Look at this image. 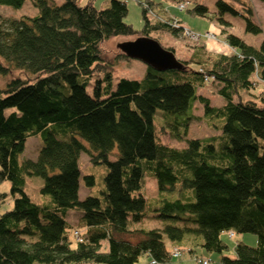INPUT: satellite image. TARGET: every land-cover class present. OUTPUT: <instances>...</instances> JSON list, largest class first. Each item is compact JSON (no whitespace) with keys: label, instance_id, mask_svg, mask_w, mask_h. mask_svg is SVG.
Returning a JSON list of instances; mask_svg holds the SVG:
<instances>
[{"label":"trees","instance_id":"1","mask_svg":"<svg viewBox=\"0 0 264 264\" xmlns=\"http://www.w3.org/2000/svg\"><path fill=\"white\" fill-rule=\"evenodd\" d=\"M25 1L36 13L0 18V74L8 77L0 86V181L9 180L17 194L12 207L0 213V264H135L144 253L169 263L164 236L180 248L177 243L184 242L189 252L198 244L222 253L223 231L250 232L256 241L237 240L232 255L221 254L220 264H264V35L255 46L222 28L229 53L193 51L179 60L180 68L147 65L143 78L120 77L111 88L104 40L176 33L181 21L151 22L146 9L152 0L140 1L139 30L124 20L126 0H108L100 8L92 0H0V7L18 8ZM215 6L217 14L212 13L223 27L229 24L223 14L230 13L243 17L247 31H261L247 0H215ZM185 10L201 17L209 13L196 0ZM98 73L103 77L96 78L91 95L85 83ZM209 82L218 84L224 103L213 105L195 92L196 85ZM260 84L257 100L241 98L240 92ZM194 100L214 126L213 118L219 120L218 133L186 138L181 146L156 141L155 109L184 115ZM33 135L40 139L36 158L21 159ZM84 142L92 150L90 160L107 169L99 195L80 198L77 159L87 149ZM26 174L42 178L39 191L46 203L33 202L23 190ZM146 175L155 178L159 191L179 190L182 199L150 206L172 222L131 229L128 221L145 212L140 188ZM84 178L93 183L92 175ZM71 210L84 228L74 245L66 216Z\"/></svg>","mask_w":264,"mask_h":264},{"label":"rangeland","instance_id":"2","mask_svg":"<svg viewBox=\"0 0 264 264\" xmlns=\"http://www.w3.org/2000/svg\"><path fill=\"white\" fill-rule=\"evenodd\" d=\"M60 1V0H57ZM87 0H76L77 4H84ZM147 4V0H126L128 11L124 16V20L132 25L136 30L142 28L143 17L141 14V3ZM151 3L147 5L146 15L151 22L158 20L169 22L172 26L179 25L181 21V28L176 33L170 31H151L150 36L156 38L160 45L164 48L169 47L173 52L176 59L182 60L188 58L191 53L199 50L203 56H206L207 52L220 54L229 53L232 49L226 43L222 28L226 29L227 32H231L247 43L258 46L264 35V2L261 0H247L251 7V19L254 23L258 24L261 31L253 33L245 29V21L240 15L224 13L223 17L229 22L227 26H222L217 18L213 15L212 11H216L215 0H196L202 4H205L209 9L208 16L201 17L197 15H192L185 10L186 6L190 5L193 0H188L186 6L180 7V0H152ZM190 1V2H189ZM26 2V1H25ZM93 5L97 8L103 7L108 3V0H92ZM105 3V4H104ZM0 7V18L16 17L19 15H30L36 13V7L32 6L29 1L23 3L18 8H13L10 6ZM236 7H239V3H235ZM213 15L212 18L209 16ZM178 20V21H177ZM196 31L200 35L193 38L190 33H186L184 28ZM205 36H202L204 35ZM208 36H207V35ZM136 35L123 36L118 35L104 40L101 43L102 56L105 60L109 62L110 70V83L111 88L115 86L116 81L120 77L141 79L143 78L147 64L138 58L126 57L119 53V48L117 43L134 39ZM155 39V40H156ZM168 49V48H167ZM195 67V65H191ZM103 77V73L93 74L88 78V82L85 83V90L93 95L94 83L96 78ZM8 77L2 76L0 74V86H4ZM101 96L105 93L103 92L105 81L101 80ZM217 83H204L203 85H196L195 92L201 93L208 97L209 102L213 105H220L225 102V99L217 92ZM261 84L257 85L255 88L251 89L249 93L245 91L240 92L241 98L243 99H258V93L260 92ZM233 100L237 99V95L234 94ZM166 112L160 108H156L153 112V123L155 126V139L156 141H162L171 145L181 146L184 144L186 138H206L212 136L219 131V120L214 119L213 121L217 124L214 126L207 116L204 115L202 104L198 100H194L191 105V109L187 114H176L174 112ZM183 116H188L186 123H178ZM178 135V136H177ZM40 139L37 136H29L24 145V150L20 157L22 158H36V154ZM86 150H82L79 153L77 162L80 171L79 176V197L82 198L87 194L99 195L100 190L104 188V175L106 172L105 163H95L90 160L89 154L92 153L90 146L84 142L83 143ZM116 155L115 149L110 153L109 157L113 158ZM84 175H92L93 183L87 185ZM42 184V178L38 175H25V182L23 190L29 196V198L37 203L44 204L47 202L48 197L40 193L39 188ZM140 191L144 194L147 199V203L144 209V215L138 221L129 220L127 225L129 228H150V227H160L163 224L172 222L168 218H162L157 216L155 213L157 210H151L150 206L159 205L164 202V199H182L179 190L173 191H159L156 186V180L153 176L146 175L144 178L143 186ZM4 193V194H1ZM17 194H12L10 191V181L7 179L0 181V213L3 210L12 207L13 198ZM192 200V199H191ZM186 201V200H184ZM149 202H151L149 204ZM152 204V205H151ZM78 215L76 211L67 212V219L73 225L74 228H78L84 233V228L78 227ZM177 223V222H176ZM70 228V227H69ZM70 233V229L67 231ZM70 239H74L69 234ZM221 239L227 244V248L222 251V253H217L214 251H207L201 247V245H191L192 252L188 251L187 246L184 242L177 243L182 246L180 251V256H174L170 259L169 263L165 264H202L198 257L201 259H206L209 264H220L221 254L232 255L233 245L237 240L243 241L245 243L249 242V237L253 238V243L256 241V236L250 232L238 233L234 232V235H228L227 231H223L220 234ZM164 243L168 249L171 247V241L164 236ZM250 244V243H247ZM105 246V240H102V248ZM171 256V255H170ZM81 264H96V263H81ZM135 264H152L151 259L147 254H142L139 256Z\"/></svg>","mask_w":264,"mask_h":264},{"label":"water","instance_id":"3","mask_svg":"<svg viewBox=\"0 0 264 264\" xmlns=\"http://www.w3.org/2000/svg\"><path fill=\"white\" fill-rule=\"evenodd\" d=\"M117 47L127 57L138 58L154 69L180 68V63L173 52L164 48L160 43L149 36H138L134 39L117 43Z\"/></svg>","mask_w":264,"mask_h":264},{"label":"built area","instance_id":"4","mask_svg":"<svg viewBox=\"0 0 264 264\" xmlns=\"http://www.w3.org/2000/svg\"><path fill=\"white\" fill-rule=\"evenodd\" d=\"M179 6H180V7L185 6V2H179ZM184 31H186V33H190L191 36H192L193 38H196L197 36L200 35L198 32H196V31H191V30H189V29H187V28H184ZM206 35H207V34H206ZM204 36H205V34H204ZM207 36H208V35H207ZM75 233L77 234V232H75ZM229 235H232V232H229ZM179 254H180V253H179L178 248L173 247L172 250H171V255H172V256H178ZM151 263H152V264H164V263H159V262H157V261H155V260H153V259L151 260ZM201 263H202V264H207L208 261H207L206 259H204V260L201 261Z\"/></svg>","mask_w":264,"mask_h":264},{"label":"crops","instance_id":"5","mask_svg":"<svg viewBox=\"0 0 264 264\" xmlns=\"http://www.w3.org/2000/svg\"><path fill=\"white\" fill-rule=\"evenodd\" d=\"M104 4H105V3H104ZM248 241H249V242H247V243L254 244V243H253V238H252V237H249Z\"/></svg>","mask_w":264,"mask_h":264}]
</instances>
